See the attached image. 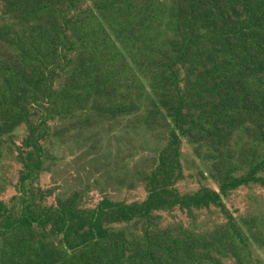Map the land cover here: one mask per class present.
<instances>
[{
	"label": "rangeland",
	"instance_id": "374dc122",
	"mask_svg": "<svg viewBox=\"0 0 264 264\" xmlns=\"http://www.w3.org/2000/svg\"><path fill=\"white\" fill-rule=\"evenodd\" d=\"M80 263L264 264V0H0V264Z\"/></svg>",
	"mask_w": 264,
	"mask_h": 264
},
{
	"label": "trees",
	"instance_id": "16d2710c",
	"mask_svg": "<svg viewBox=\"0 0 264 264\" xmlns=\"http://www.w3.org/2000/svg\"><path fill=\"white\" fill-rule=\"evenodd\" d=\"M43 67H44V65H43ZM13 71H11V72H9V73H12ZM2 75H4V74H2ZM153 196V199H156V196L155 195H152ZM208 198V200L209 201H212V202H217L219 199H220V195L218 194V193H214V195L212 196V195H206V194H204V195H201L200 196V200H201V202L202 203H205V201H206V199ZM130 211V209L129 208H126V213H127V215H128V213H130L129 212ZM137 213V209L135 210V211H133V213L131 214V215H129V217H128V219L129 218H131V217H133L135 214ZM31 220H35V221H38L36 218H34V217H32V216H30V215H21L19 218H18V226H20V224H25V223H28L29 221H31ZM99 221V220H98ZM62 223H63V226L65 227V229L66 230H68V228H69V226H68V224L62 219ZM98 223V222H97ZM10 225H12V223L10 224ZM88 229V228H87ZM67 233V232H66ZM160 249V248H159ZM163 251V250H162ZM184 255L189 259L190 257H193V255H192V253H191V250H190V248H189V245L188 246H186L185 248H184ZM151 258V260H153L154 261V263H156L157 262V259L156 258H154V257H150ZM83 263V262H82ZM82 263H80V264H82Z\"/></svg>",
	"mask_w": 264,
	"mask_h": 264
},
{
	"label": "bare ground",
	"instance_id": "6f19581e",
	"mask_svg": "<svg viewBox=\"0 0 264 264\" xmlns=\"http://www.w3.org/2000/svg\"><path fill=\"white\" fill-rule=\"evenodd\" d=\"M24 126V125H23ZM26 127V126H25ZM42 128V127H41ZM186 181V180H185Z\"/></svg>",
	"mask_w": 264,
	"mask_h": 264
}]
</instances>
